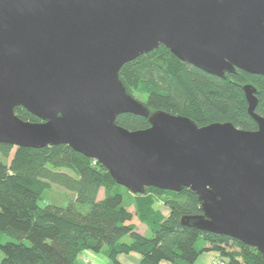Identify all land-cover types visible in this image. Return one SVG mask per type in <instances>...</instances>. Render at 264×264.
I'll return each mask as SVG.
<instances>
[{"label":"water","instance_id":"1","mask_svg":"<svg viewBox=\"0 0 264 264\" xmlns=\"http://www.w3.org/2000/svg\"><path fill=\"white\" fill-rule=\"evenodd\" d=\"M164 46L224 78L264 76V0H0V143L66 145L101 164L133 194L194 192L202 213L180 224L226 235L264 256V117L242 87L254 131L198 127L151 111L119 78L121 67ZM22 107L40 122L23 121ZM122 114L146 118L128 130Z\"/></svg>","mask_w":264,"mask_h":264},{"label":"trees","instance_id":"2","mask_svg":"<svg viewBox=\"0 0 264 264\" xmlns=\"http://www.w3.org/2000/svg\"><path fill=\"white\" fill-rule=\"evenodd\" d=\"M119 78L151 111L185 116L198 127L230 122L246 131L257 129L242 90L251 84L258 100L255 112L264 117V76L236 70L219 78L180 61L161 45L124 64ZM14 113L23 121L40 122L22 107ZM116 123L128 130L150 125L133 114L117 116ZM52 184L73 192L74 201L39 207L38 199ZM122 189L127 191L106 168L69 146L31 149L0 143V264H77L86 250L103 252L114 262L118 255L134 252L140 256L138 264H194L201 253L195 248L200 237L229 264H264L254 247L180 224L181 217L202 213L190 189L148 187L130 199L133 213L123 205ZM100 190L103 197L98 199ZM158 201L168 215L156 207ZM138 222L151 237L136 231Z\"/></svg>","mask_w":264,"mask_h":264},{"label":"rangeland","instance_id":"3","mask_svg":"<svg viewBox=\"0 0 264 264\" xmlns=\"http://www.w3.org/2000/svg\"><path fill=\"white\" fill-rule=\"evenodd\" d=\"M136 100L138 101H143V99L141 97L135 96ZM12 153L11 152L9 158L7 159V162L10 161L11 157H12ZM95 161V160H94ZM127 190V189H126ZM122 195H123V205L124 206H128L130 208V210H132V207L130 206V199L133 198L134 195L131 192H129L128 190L125 191L124 189H122ZM74 201V193L70 192L66 189H64L63 187H60L58 185H50V187H48L47 189H45L40 198L38 199L37 203L39 207H44L46 205H57V206H65L67 204H69L70 202ZM156 207H158V209L163 208L164 206H162L159 201L158 203H156ZM169 213H167L168 215ZM139 223V222H138ZM139 230L138 232L145 236V237H151L152 236V232L147 229V227L142 224L139 223ZM209 246V243L205 242L202 237H200L198 239V241L195 244V248L198 251H201V253L198 255L196 261L194 262V264H211L212 261H215L216 259H223L227 264L228 263V259L226 257H222L219 256V253L215 250H210L207 249V247ZM105 248V247H104ZM135 254L134 252L128 253V254H124V256H130V254ZM100 254V256L105 260L103 263L106 264H113L111 260H109V258H107L105 255H103V252L98 253ZM131 259V257H129ZM2 259V253L0 252V261ZM82 257H79L77 259L78 262L81 263ZM110 261V262H109Z\"/></svg>","mask_w":264,"mask_h":264},{"label":"crops","instance_id":"4","mask_svg":"<svg viewBox=\"0 0 264 264\" xmlns=\"http://www.w3.org/2000/svg\"><path fill=\"white\" fill-rule=\"evenodd\" d=\"M102 197H103V193H102V190H100L97 198L101 199ZM131 207H132V210H130V208L128 207V211L133 213V211H134L133 206H131ZM161 210H162L163 215H167L168 209L166 207L161 208ZM135 224H136V231L138 232L140 226L137 223H135ZM79 257H82V260H81V263L76 260L77 264H105V263H103L105 260L100 256V254L92 252V251H88V250L83 251L78 256V258ZM129 257H131V259ZM139 260H140V256L136 253L135 254L132 253V254H130V256H124V254L118 255L116 257V262H114L112 260L111 261L113 264H138ZM106 264H107V262H106Z\"/></svg>","mask_w":264,"mask_h":264},{"label":"built area","instance_id":"5","mask_svg":"<svg viewBox=\"0 0 264 264\" xmlns=\"http://www.w3.org/2000/svg\"><path fill=\"white\" fill-rule=\"evenodd\" d=\"M211 264H227L223 259L219 258L215 261H212Z\"/></svg>","mask_w":264,"mask_h":264}]
</instances>
